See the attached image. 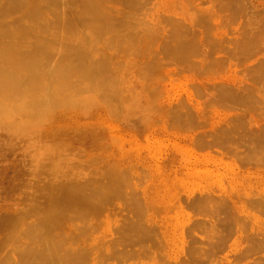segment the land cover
Listing matches in <instances>:
<instances>
[{
  "label": "rangeland",
  "instance_id": "374dc122",
  "mask_svg": "<svg viewBox=\"0 0 264 264\" xmlns=\"http://www.w3.org/2000/svg\"><path fill=\"white\" fill-rule=\"evenodd\" d=\"M15 1L0 42L37 54L44 97L33 127L0 130V264L64 181L95 203L54 233L68 264H264V0Z\"/></svg>",
  "mask_w": 264,
  "mask_h": 264
},
{
  "label": "bare ground",
  "instance_id": "6f19581e",
  "mask_svg": "<svg viewBox=\"0 0 264 264\" xmlns=\"http://www.w3.org/2000/svg\"><path fill=\"white\" fill-rule=\"evenodd\" d=\"M17 1V2H16ZM15 1V7H18V6H21V5H23L24 3H22L23 1H25V0H16ZM37 1L38 0H26L25 2H26V4L28 5V7L27 8H29V10L30 11H32V13L34 14H36V7H37ZM50 1H52V2H55L54 0H50ZM65 1V0H64ZM67 1V0H66ZM59 2V1H58ZM71 2H73L72 0H71ZM50 3V2H49ZM56 3V2H55ZM60 3L62 4V2L60 1ZM67 3H68V1H67ZM74 3V2H73ZM47 4V3H46ZM51 4V3H50ZM72 4V3H71ZM26 5V6H27ZM49 5V4H48ZM54 5H56V4H54ZM53 5V6H54ZM59 5V4H58ZM64 5V4H63ZM69 5V4H68ZM68 5H65V6H67L68 7ZM84 5H87L88 6V4H87V2L85 3L84 2ZM87 6H85L86 8V10H87ZM58 7V6H57ZM59 7H60V5H59ZM62 7V6H61ZM90 7H92V9H93V7L94 6H91V3H90V6H88V8H90ZM64 9V8H63ZM67 9V8H66ZM69 10V9H68ZM90 10V9H89ZM67 11V10H66ZM93 11V10H92ZM92 11H90V12H92ZM88 12V11H87ZM57 13H58V11H57ZM59 14V13H58ZM88 14V13H87ZM71 15V14H70ZM33 16V15H32ZM56 16H57V14H56ZM59 16V15H58ZM64 17V16H63ZM73 17H75V16H73ZM56 18H58V17H56ZM62 18V17H61ZM71 18V17H70ZM74 20V19H73ZM56 21H58V20H56ZM80 21V20H79ZM71 23V22H70ZM73 23V22H72ZM55 24H56V22H55ZM58 24H59V22H58ZM62 24V23H61ZM65 24V23H64ZM66 26H67V24H65ZM59 26H60V24H59ZM82 26V25H81ZM73 27V26H72ZM53 28V27H52ZM68 29V28H67ZM45 30V29H44ZM56 30V29H55ZM69 30V29H68ZM21 31H24V30H21ZM53 31V30H52ZM12 32V31H11ZM11 32H8V34L9 33H11ZM19 32V31H18ZM42 32V31H41ZM46 32V31H45ZM48 32V31H47ZM54 32V31H53ZM52 32V33H53ZM56 32V31H55ZM54 32V33H55ZM7 33V32H6ZM14 33V32H13ZM12 33V34H13ZM40 33V32H39ZM50 33H51V31H50ZM50 33H48V34H50ZM51 33V34H52ZM12 34H10V35H12ZM47 34V35H48ZM7 35V34H6ZM5 35V32L3 31V30H1L0 29V40H1V38L4 36H6ZM19 35V34H18ZM44 35H46V34H44ZM43 35V36H44ZM13 36H15V34L13 35ZM71 36V35H70ZM3 37V39L5 40V38ZM12 37V36H11ZM21 37H23V36H21ZM54 37V36H53ZM56 38H57V36H55ZM6 38H7V36H6ZM12 38H14V37H12ZM17 38H18V36H17ZM2 39V40H3ZM1 41L0 42V130H6V125H9V123L11 124L12 123V125H14V124H16V125H18V127L17 126H15V129L16 128H19V127H22V126H24L25 125V127L26 126H31V127H33V125H34V123H37V121H39L40 119H42L41 118V109H42V102H43V100H42V98L44 97V94H43V88H39V81H40V84H42V82L43 81H41V80H43L44 79V76L43 75H45V74H41V72H39L42 76L40 77H34V76H32L31 78H28L27 77V73L29 72L30 73V71L32 72L33 70H34V68L33 67H38V57L36 56L37 54H35V55H32V57L30 56H28V57H24L23 56V54L21 55L19 52H21V51H18V49H19V47H18V49H17V46H16V43H15V45H11L10 43L9 44H5V41ZM9 40H10V38H9ZM15 41V40H14ZM14 41H12V43L14 44ZM17 41V40H16ZM7 42V41H6ZM11 42V41H10ZM39 44V43H38ZM71 44V43H70ZM74 44V43H73ZM36 45V44H35ZM46 45V44H45ZM19 46V45H18ZM71 46V45H70ZM76 47V46H75ZM85 47V46H84ZM83 47V48H84ZM34 48H36V47H34ZM47 48H48V46H47ZM37 49V48H36ZM35 49V50H36ZM41 49V48H40ZM74 49V48H73ZM77 49H78V47H77ZM42 50V49H41ZM46 49H44V51H45ZM65 50V49H64ZM67 50V49H66ZM76 50V49H75ZM79 50V49H78ZM83 50V49H82ZM70 51H72V49L70 50ZM41 52V51H40ZM39 52V53H40ZM46 52V51H45ZM65 52V51H64ZM31 53V52H30ZM39 53H38V55H39ZM44 53V52H43ZM52 53V52H51ZM68 53H69V51H68ZM73 53H75V52H73ZM85 53V52H84ZM29 54V53H28ZM42 54V53H41ZM40 54V55H41ZM46 54V53H45ZM49 54H50V52H49ZM88 54V53H87ZM65 55V54H64ZM69 55V54H68ZM71 55V54H70ZM82 55H83V57H85L84 56V54H82V51H81V53L80 54H75V56H76V60H75V64H76V67H78V68H75L74 67V69H75V71L76 72H78V73H81V74H83V73H88V72H90V69L89 68H86V67H81V65H83V63H84V61H86L83 57H82ZM34 56V57H33ZM67 56V55H66ZM36 57V58H35ZM49 57V59H50V61H49V63L50 64H57L58 63V57L56 58L57 59V61L55 60V57H54V59H53V56H52V59L50 58V56H48ZM47 57V58H48ZM62 57V56H61ZM45 59H46V57H44ZM43 59V58H42ZM45 59H43V60H45ZM69 59H71V58H69ZM42 61V60H41ZM88 62H89V60H87ZM87 61L85 62V63H87ZM39 62H40V60H39ZM60 62V61H59ZM73 62V61H72ZM91 62V61H90ZM84 63V64H85ZM59 64V63H58ZM61 64V63H60ZM73 64V63H72ZM89 64V63H88ZM92 64V63H91ZM41 65V64H40ZM39 65V66H40ZM46 65V64H45ZM62 65V64H61ZM85 65H87V64H85ZM50 66V65H49ZM57 66V68H59V66L60 65H56ZM41 67V66H40ZM48 67V66H47ZM63 67V66H62ZM62 69V68H61ZM65 69V68H64ZM73 69V68H72ZM41 70V69H40ZM46 70V69H45ZM69 71V70H68ZM72 71V70H71ZM94 71V70H93ZM43 72V71H42ZM48 72V71H47ZM49 72H50V70H49ZM54 72V71H53ZM59 72V71H58ZM62 72V71H61ZM74 72V71H73ZM76 72H74V73H76ZM37 73H38V69H37ZM38 73V74H39ZM45 73V72H44ZM51 73V72H50ZM38 74H36L37 76H38ZM69 74V73H68ZM84 74V75H85ZM92 74H94V72L92 73ZM91 74V75H92ZM48 75V74H47ZM77 75H79V74H77ZM90 75V76H91ZM80 76V75H79ZM61 77V76H60ZM69 77V76H68ZM67 77V78H68ZM72 77V76H71ZM75 77V76H74ZM87 77H88V75H87ZM38 78H40V80L38 81ZM52 78V77H51ZM66 78V79H67ZM64 79V78H63ZM69 79H71V78H69ZM78 79V78H77ZM89 79V78H88ZM46 80H47V78H46ZM53 81V80H52ZM57 81H58V79H57ZM75 81V80H74ZM79 81V80H78ZM71 82V81H70ZM46 83V82H45ZM45 83H44V85H45ZM67 83V81L64 83V87L66 86L65 84ZM51 84V83H50ZM61 84V83H60ZM70 84V83H69ZM74 84V83H73ZM43 85V86H44ZM53 85V84H52ZM52 85H50L51 87H52ZM55 85V84H54ZM57 85V84H56ZM55 85V86H56ZM62 85V84H61ZM75 85V84H74ZM76 85H77V83H76ZM75 85V86H76ZM42 86V85H41ZM42 86V87H43ZM49 86V85H48ZM58 86H60V85H58ZM54 87V86H53ZM63 87V88H64ZM73 87V86H72ZM71 87V88H72ZM55 88V87H54ZM75 88V87H74ZM48 89V88H47ZM53 89V88H52ZM77 89V88H76ZM41 90H42V92H41ZM58 91L60 90L59 88L57 89ZM64 90V89H63ZM67 90V89H66ZM65 90V91H66ZM39 91V92H38ZM44 91H46V89L44 88ZM49 91V90H48ZM47 91V92H48ZM52 91V90H51ZM58 91H57V93H58ZM73 91H74V89H73ZM53 92V91H52ZM76 92V91H75ZM51 93V92H50ZM61 94V93H60ZM64 94H65V92H64ZM72 94V93H71ZM77 94V93H76ZM42 95V96H41ZM45 95H47V94H45ZM58 95V94H57ZM63 95V94H62ZM61 95V96H62ZM54 97V96H53ZM52 97V98H53ZM64 97H66L65 95H64ZM46 98H49V96L48 97H46ZM46 98H44V99H46ZM47 100V99H46ZM56 100V99H55ZM45 101V100H44ZM56 101H58V100H56ZM45 102H47V101H45ZM45 102H44V105H45ZM49 102H50V99H49ZM53 102H54V100H53ZM51 103H52V100H51ZM47 104V103H46ZM54 105V104H53ZM45 107H47L46 105H45ZM47 109H49V108H47ZM44 110V109H43ZM17 115V116H16ZM48 117V116H47ZM60 117V116H59ZM44 119V118H43ZM56 121V120H55ZM19 123V124H18ZM51 123H53L54 124V119H52L51 120ZM57 123V122H56ZM138 123V122H137ZM137 123H134V122H132V123H130V121H128V122H126L125 123V126L126 127H131V128H136V129H139V128H137V127H139V125L137 126ZM46 125V124H45ZM49 125V124H48ZM51 125V124H50ZM11 126V125H10ZM12 127V126H11ZM9 128V127H8ZM140 128H142V127H140ZM44 129H46V127L44 128ZM9 130V129H8ZM50 130H52V129H50ZM32 131H33V129H32ZM45 131V130H44ZM30 132V131H29ZM48 132H50V131H48ZM48 132H46V133H48ZM139 132V131H138ZM3 133V132H2ZM28 132H26L25 134H27ZM31 134V133H30ZM26 136V135H25ZM37 137H38V135H37ZM23 138V137H22ZM4 139V138H3ZM16 140V139H15ZM20 152V151H19ZM7 154V153H6ZM1 156V155H0ZM2 156H3V154H2ZM5 158V157H4ZM7 159H9V158H7ZM7 159H4V162L6 161L7 162ZM31 159V158H30ZM1 160V159H0ZM2 161V160H1ZM16 162H11L10 163V165H14L15 166V168H18V167H16ZM6 167V166H5ZM11 167V166H10ZM9 167V165H8V168H10ZM39 167V166H38ZM40 168H38L37 170H39ZM6 170V169H5ZM9 170V169H8ZM13 170H14V168H13ZM15 171H16V169H15ZM15 171H14V173H15ZM1 173V172H0ZM6 173V172H5ZM18 174H19V172H17ZM31 174H32V170H31V172H30ZM11 175V174H10ZM45 177V176H44ZM40 182H41V180H40ZM51 181H49V183H50ZM57 182V181H56ZM55 182V183H56ZM67 182H70V181H64L63 183H59L58 182V184H60V185H58L57 183L54 185V186H46V188L44 189V191H45V193L47 192V191H49V193H48V196L47 195H44L43 196V198H45L44 199V201H43V203L42 204H38L37 203V206H40V205H42L43 207H37V206H31L30 208H32V212L33 213H36L37 215H39V214H41V215H44V216H41V220L39 221V225L37 226V225H35L34 227V229H33V227L29 224V222H28V224L30 225H28L27 223H25V225H26V227L28 226V227H32V228H28V229H26V232L27 233H32L31 234V241H35L36 240V242H34L35 244H34V246L32 247V248H29L28 250H19V252H20V260L17 262V264H68L67 262H64V260L62 259V257H61V252H60V249L59 248H56V247H54V245H60L61 244V239H60V237L59 236H55L54 235V233L55 234H57V232H59L60 230H62V229H64V228H68V225H69V223L70 222H68V221H71L70 220V217L71 216H69V215H72V217L74 218V217H80L81 215H84V210L82 211V208L81 207H86L87 208V210L89 209L88 208V206L90 205L89 203H87V204H89L88 206H87V204H84L83 206H81L80 207V204H82L81 202H79V203H76V194H75V187L73 188L72 186H71V184L70 185H67L66 183ZM53 183V182H52ZM51 183V184H52ZM73 183V182H72ZM48 184V183H47ZM61 184H63L64 185V187H62L61 188ZM78 186V185H77ZM44 188V187H43ZM54 188V189H53ZM76 189H77V187H76ZM59 190V192H56V191H58ZM79 190V189H78ZM78 192V191H77ZM44 193V194H45ZM40 194H41V192H40ZM79 196H80V194H78ZM46 196H47V199H46ZM34 197H36L35 195H34ZM42 197V196H41ZM41 197H40V199H41ZM5 198V197H4ZM37 198V197H36ZM35 198V199H36ZM79 198V197H78ZM34 198H33V200H35ZM84 199V198H83ZM39 200V199H38ZM39 201H41V200H39ZM85 201V200H84ZM42 202V201H41ZM30 203H32V202H30ZM34 203V202H33ZM32 203V204H33ZM91 203V202H90ZM93 204L95 205V203L93 202ZM31 205V204H30ZM29 204H28V208H29V206H30ZM34 205H36V204H34ZM78 205V206H77ZM92 205V204H91ZM90 205V206H91ZM92 206V207H90L91 209L92 208H94L95 206ZM77 206V207H76ZM76 207V210L77 211H74V212H70V210L72 211V209L73 208H75ZM79 207H80V209H79ZM83 207V208H84ZM45 210H44V209ZM70 208H72V209H70ZM78 208V209H77ZM86 208H84V209H86ZM73 210H75V209H73ZM79 210V211H78ZM28 211H31V210H28ZM27 211V212H28ZM77 212V213H76ZM25 213V215H24V217H26V216H28V215H31V214H27L26 212H24ZM73 213L74 214H76L75 216H73ZM81 214L80 216L79 215H77V214ZM83 213V214H82ZM23 216V215H22ZM32 216V215H31ZM85 216V215H84ZM29 217V216H28ZM38 217H40V216H38ZM71 217V218H72ZM18 218V217H17ZM20 218H22V217H20ZM30 218V217H29ZM37 218V217H36ZM19 219V218H18ZM38 219V218H37ZM20 221H22V220H20L19 219V222ZM28 221V220H27ZM10 222V221H9ZM13 222H14V220H13ZM30 222H31V220H30ZM34 222V221H33ZM38 222V221H37ZM15 223V222H14ZM14 223H12V221H11V224H9V225H13ZM16 224V223H15ZM14 224V225H15ZM24 225V224H23ZM23 225H21V226H23ZM19 226V228H20V225H18ZM7 227H9L8 225H7ZM8 229V231L7 232H10L9 231V228H7ZM19 230V229H18ZM21 230H23L22 228H21ZM15 231L17 232V224H16V228H15ZM25 231V230H24ZM24 231H21V232H24ZM20 232V231H19ZM13 233H14V231H13ZM8 234H10V233H8ZM25 234V233H24ZM229 234V233H228ZM14 235V234H13ZM18 234H16L15 236H17ZM8 236V235H7ZM15 236H13L12 237V235H11V237H12V241H14L13 240V238L15 237ZM25 237H27L26 236V234L24 235ZM33 236H34V240H32L33 239ZM223 238V237H222ZM49 240V242H50V245L48 244V240ZM9 240V239H8ZM202 240H204V239H202ZM221 240V239H220ZM11 241V240H10ZM10 243V242H9ZM221 243H223V240L221 241ZM220 243V244H221ZM6 246H7V244H6ZM215 246H217V248H218V245L216 244ZM221 245H219V247H220ZM1 247V246H0ZM59 247V246H58ZM212 248V247H211ZM3 249V248H2ZM220 248H218V253L220 252V250L222 251V249H220ZM213 250H216V248L215 249H213L212 248V254L213 255H210V257L212 256H214L215 255V253H217V251H213ZM1 251V253L3 252V250H0ZM5 251V250H4ZM9 252V251H8ZM215 252V253H214ZM210 253V252H209ZM220 253H222V252H220ZM19 254V253H18ZM8 255V254H7ZM217 255V254H216ZM3 256H4V253H3ZM6 257L4 256V259L3 260H5V262H6V259H5ZM7 263V262H6ZM11 264H13V263H11Z\"/></svg>",
  "mask_w": 264,
  "mask_h": 264
}]
</instances>
